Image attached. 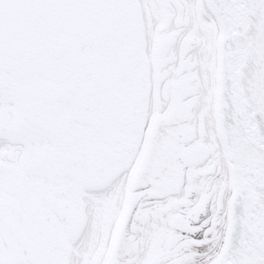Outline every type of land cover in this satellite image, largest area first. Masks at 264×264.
<instances>
[{"label": "snow or ice", "instance_id": "6c2138e0", "mask_svg": "<svg viewBox=\"0 0 264 264\" xmlns=\"http://www.w3.org/2000/svg\"><path fill=\"white\" fill-rule=\"evenodd\" d=\"M0 264H264V0H0Z\"/></svg>", "mask_w": 264, "mask_h": 264}]
</instances>
